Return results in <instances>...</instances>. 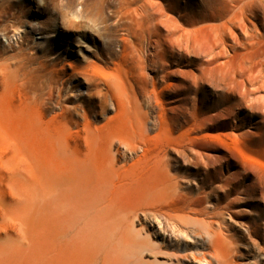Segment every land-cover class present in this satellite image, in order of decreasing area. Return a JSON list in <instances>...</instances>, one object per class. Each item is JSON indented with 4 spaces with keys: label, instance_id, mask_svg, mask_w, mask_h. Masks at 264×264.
Returning <instances> with one entry per match:
<instances>
[{
    "label": "rangeland",
    "instance_id": "1",
    "mask_svg": "<svg viewBox=\"0 0 264 264\" xmlns=\"http://www.w3.org/2000/svg\"><path fill=\"white\" fill-rule=\"evenodd\" d=\"M53 27L54 36L40 43L37 37ZM233 44L239 47L235 53ZM21 58L33 67L44 63L38 85L69 79L68 63L100 67L122 61L132 97L150 99L149 110L158 95L178 133L204 138L198 160L170 170L190 197V222H215L214 228L219 222L237 264H264V0H0V65ZM28 92L31 98L41 95ZM15 94L9 96L16 102L24 97ZM70 96L68 106L79 103L100 115L97 100L93 106L87 96L77 102ZM183 105L187 121L181 129L182 115L171 109ZM143 221L133 227L149 240L145 264H177L183 254L188 257L180 264H204L194 258L203 250L190 231L196 226L187 231L183 224ZM169 236L177 247L167 246Z\"/></svg>",
    "mask_w": 264,
    "mask_h": 264
},
{
    "label": "bare ground",
    "instance_id": "2",
    "mask_svg": "<svg viewBox=\"0 0 264 264\" xmlns=\"http://www.w3.org/2000/svg\"><path fill=\"white\" fill-rule=\"evenodd\" d=\"M200 30H186L184 36ZM56 31L37 39L44 43ZM231 48L235 53L239 47ZM76 52L82 56L80 48ZM29 62L0 65V264H145L142 252L149 240L133 227L142 219L183 224L187 231L194 225L197 230L190 231L203 247L196 260L237 264L219 222L218 228L215 222H190V197L170 174L174 164L201 157L196 148L204 138L178 133L158 95L149 110L150 99L132 97L122 61L100 67L68 63L69 79L45 85L36 83L44 63ZM29 90L41 95L28 97ZM12 91L24 97L16 102ZM73 93L75 102L87 96L96 106L97 100L100 115L79 103L68 106ZM171 110L182 115L184 128L185 105ZM167 246L177 247L170 236Z\"/></svg>",
    "mask_w": 264,
    "mask_h": 264
}]
</instances>
